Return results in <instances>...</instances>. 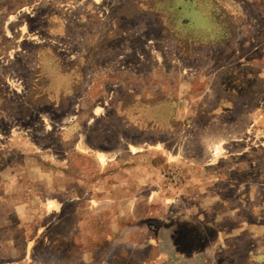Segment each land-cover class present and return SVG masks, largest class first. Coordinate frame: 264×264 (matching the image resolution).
<instances>
[{
    "label": "rangeland",
    "instance_id": "1",
    "mask_svg": "<svg viewBox=\"0 0 264 264\" xmlns=\"http://www.w3.org/2000/svg\"><path fill=\"white\" fill-rule=\"evenodd\" d=\"M188 183L223 243L191 264H264V0H0V264H169L107 241V188L154 199L167 249Z\"/></svg>",
    "mask_w": 264,
    "mask_h": 264
},
{
    "label": "crops",
    "instance_id": "2",
    "mask_svg": "<svg viewBox=\"0 0 264 264\" xmlns=\"http://www.w3.org/2000/svg\"><path fill=\"white\" fill-rule=\"evenodd\" d=\"M133 155H135L133 156L134 161L142 159L145 156L140 152H136ZM148 156H150V164L147 167L143 166L144 168H139L137 165L135 167L123 168L125 173H128V171L130 172L129 174L133 182L138 186L137 189H141V191L138 190L141 195H147L150 192L156 191L152 188H150V192L148 190L149 188L145 190L146 187H148L147 180L152 179L153 176L158 177L161 172L160 168L167 162V159L163 157V162L161 164L153 166L151 164V158L155 155L151 156V154H149ZM198 177L199 175L191 174L190 171L186 174L188 181H194ZM121 185L122 184H115L107 188V194L110 195L108 199L111 200L117 210L113 222L108 224L107 241L109 243L116 240L121 241L122 239H126L125 241L141 240L143 234H146L144 232H152L155 234L156 240V257L168 258L169 264H191L198 258H203L204 263L206 256H212V254L215 256L217 251V257H221V250L223 248L221 230L215 228V221L211 222L212 224L205 222L200 214L201 203L193 200L195 198L191 196L200 192L199 186L193 187L188 183L176 192L171 188V192L173 193H165L169 195L167 198L165 197V202H163V198L161 197L162 206L168 211V213L165 214L166 220L164 221V230L167 236L165 237L167 249H165L161 246L163 240L159 226L156 225L153 227L152 223H148L146 216H143L144 214L141 215L137 212V210L140 209L138 211H145L144 213L149 214L147 210L151 211L150 209L154 199H152V197L148 198V195L143 199L141 195H139V197H137L138 199H134L131 204H129V202L126 203V198L123 195L120 196V193H123L124 189L130 192V189L127 187L124 188ZM143 186L145 189H143ZM192 188H197L198 190L195 191ZM175 193H178V195ZM158 195L160 196L161 193ZM182 197L185 198V200L183 199L184 201L180 200ZM108 203H110V201ZM171 213L173 216L170 217L169 214ZM236 214L238 215V213ZM141 217L147 221L146 223L148 225L144 223L145 220H142ZM233 236L237 238V234ZM233 253L236 254L234 257L237 258V253L234 251ZM194 259L196 260L194 261Z\"/></svg>",
    "mask_w": 264,
    "mask_h": 264
},
{
    "label": "bare ground",
    "instance_id": "3",
    "mask_svg": "<svg viewBox=\"0 0 264 264\" xmlns=\"http://www.w3.org/2000/svg\"><path fill=\"white\" fill-rule=\"evenodd\" d=\"M131 149H133L134 151H135V148H133V147H131ZM99 158H100V160H103L104 158H103V155H99Z\"/></svg>",
    "mask_w": 264,
    "mask_h": 264
}]
</instances>
